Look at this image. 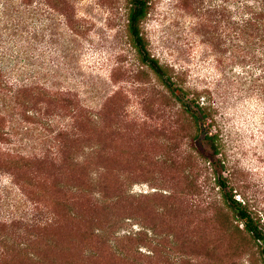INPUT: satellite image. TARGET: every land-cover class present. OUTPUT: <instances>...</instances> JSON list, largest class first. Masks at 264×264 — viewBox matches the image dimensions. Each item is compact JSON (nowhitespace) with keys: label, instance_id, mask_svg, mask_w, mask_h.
<instances>
[{"label":"rangeland","instance_id":"obj_1","mask_svg":"<svg viewBox=\"0 0 264 264\" xmlns=\"http://www.w3.org/2000/svg\"><path fill=\"white\" fill-rule=\"evenodd\" d=\"M44 2L57 33L66 23L80 32L58 34L71 49L55 57L45 31L43 63L58 74L43 71L48 87L0 104L4 264H264V244L239 223L215 170L204 183L205 134L195 138L182 103L148 68L136 72L124 0ZM197 20L181 0H151L141 23L150 53L186 70L189 82L209 75L208 28ZM224 106L216 167L264 232L261 109L243 100Z\"/></svg>","mask_w":264,"mask_h":264},{"label":"trees","instance_id":"obj_2","mask_svg":"<svg viewBox=\"0 0 264 264\" xmlns=\"http://www.w3.org/2000/svg\"><path fill=\"white\" fill-rule=\"evenodd\" d=\"M150 1L124 0L126 36L139 61L135 70L143 74L146 73L145 67L148 68L172 97L182 103L183 111L198 129L195 138L198 139L199 132L205 134L211 155L203 162L204 183L210 182L215 170L216 184L239 223L255 240L264 244V232L233 193L227 191L228 178L221 175L222 169L216 167L222 162L216 158L217 154H222L221 129L216 124L223 106L231 100L255 101L264 119V0H181L183 6L198 18L193 25L208 28L206 41L210 46L203 56L209 75L198 73L190 82L186 70H176L174 66L161 63L147 48L141 23L149 12ZM44 3V0H0L1 105L17 103L21 91L28 87H39V84L43 89L48 87L41 77L43 71L58 74L59 70L43 63L40 45L45 31L48 30L53 56L65 57V52L71 49L67 41L62 44L57 41L59 33L56 32L55 16L52 12L43 16ZM66 25L67 31L60 33L59 38L65 40L72 35L71 32L79 34L80 31L68 23ZM4 112L3 108L0 109V122L5 124ZM262 252L264 255V246ZM7 254L8 249L0 247V264H4Z\"/></svg>","mask_w":264,"mask_h":264}]
</instances>
